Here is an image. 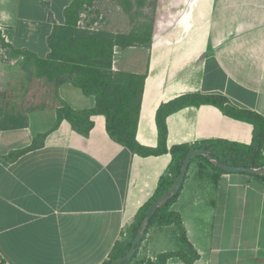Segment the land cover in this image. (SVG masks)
I'll list each match as a JSON object with an SVG mask.
<instances>
[{"label": "crops", "instance_id": "obj_1", "mask_svg": "<svg viewBox=\"0 0 264 264\" xmlns=\"http://www.w3.org/2000/svg\"><path fill=\"white\" fill-rule=\"evenodd\" d=\"M73 1L0 0V30L8 43L0 44L4 264H103L117 243L129 240L136 213L171 163L173 145L253 139L250 122L212 104L188 106L167 117L168 152L142 156L109 135L103 114L91 116L88 135L67 118L55 126L65 105L96 106L95 95L70 82L57 88L45 78L41 102L19 99L12 86L15 68L23 62L25 73L35 69L11 50L48 57L50 36L56 25L65 24ZM157 6L147 64L132 66L133 51L117 49L112 67L136 75L137 85L143 82L137 141L156 148L159 107L192 92L222 95L264 116V0H158ZM172 209L181 214L198 252L193 264H264V181L259 178L219 172L195 160ZM162 240L179 246L158 249ZM181 247L174 225L155 223L130 264L156 261ZM166 264L187 263L171 257Z\"/></svg>", "mask_w": 264, "mask_h": 264}, {"label": "trees", "instance_id": "obj_2", "mask_svg": "<svg viewBox=\"0 0 264 264\" xmlns=\"http://www.w3.org/2000/svg\"><path fill=\"white\" fill-rule=\"evenodd\" d=\"M83 4L84 0H74L66 9L65 24L56 25L50 36L51 53L48 57L41 58L29 50L13 48L11 50V55L15 53L23 54L27 67L34 66L36 75L46 78L49 82L54 83L57 88L70 82L80 87L85 94L96 96L97 103L92 109L75 110L70 106H63L58 110V119L55 126H58L63 118H67L76 131L88 135L94 125L91 116L103 114L106 116V128L109 135L133 153L142 156L160 155L168 152L167 117L188 106L212 104L219 107L224 114L250 122L254 127L253 139L249 144L227 139H211L193 144L173 145L170 149L171 163L167 171L161 175L154 194L136 213L134 217L136 224L131 228L129 240L126 244L117 243L111 251L109 259L103 263L110 264L129 250L147 209L176 181L183 159L191 148H208L212 154L231 165L264 166V116L256 111L238 107L222 95L200 92L187 93L159 107L157 111L158 146L153 148L142 145L137 141L136 132L141 108L143 82L140 80V85H137L136 75L112 70L115 57L114 48L116 46L122 48L138 46L141 40L136 32L128 35L101 31L91 32L79 28L78 22ZM0 43L8 47L1 30ZM195 160L204 161L205 164L219 172L227 173L217 167L214 161L208 160L203 155L197 156L193 159V161ZM253 176L264 181V172ZM178 196L179 194L172 197L157 210L150 220L147 232L151 225L155 223L174 225L179 233L182 247L177 251L161 253L157 256L156 261L149 259L146 264H166L171 257H180L185 263L193 264L198 258L197 250L188 239L181 214L172 209V205ZM140 246L141 244L138 245L133 260L136 258ZM0 264H4L1 258Z\"/></svg>", "mask_w": 264, "mask_h": 264}, {"label": "rangeland", "instance_id": "obj_3", "mask_svg": "<svg viewBox=\"0 0 264 264\" xmlns=\"http://www.w3.org/2000/svg\"><path fill=\"white\" fill-rule=\"evenodd\" d=\"M157 2L158 0H84L78 27L91 32L101 31L128 35L136 32L141 40L138 45L140 48L116 46L114 49L124 52L128 49L129 52L133 51V54L130 53L133 56L130 65L144 66L147 64V49L153 34ZM122 53L117 54L119 62ZM4 58H6L5 51H3ZM22 63L14 70L12 86L17 87L19 99L22 101L39 103L44 99L42 82L46 79L36 75L33 68L27 69L25 73ZM135 224L136 221L132 223V228ZM178 246L179 242L176 243L175 240H162L158 249H174Z\"/></svg>", "mask_w": 264, "mask_h": 264}, {"label": "water", "instance_id": "obj_4", "mask_svg": "<svg viewBox=\"0 0 264 264\" xmlns=\"http://www.w3.org/2000/svg\"><path fill=\"white\" fill-rule=\"evenodd\" d=\"M200 155L205 156L208 160L214 161L217 167L228 173H246V174L254 175L264 172V166L254 167V166L231 165L222 161L216 155L212 154L208 148L205 147L191 148L186 153L183 159V163L180 168L176 181L164 194H162L158 199H156L153 202V204L147 209L144 218L142 220V223L135 237L133 238L129 250L122 257L118 258L117 260L113 261L110 264H129L133 260L134 256L137 253L138 245L142 243V241L144 240L147 234V228L149 226L151 218L164 203H166L172 197L180 193V191L183 188L187 173L189 171L193 159Z\"/></svg>", "mask_w": 264, "mask_h": 264}]
</instances>
